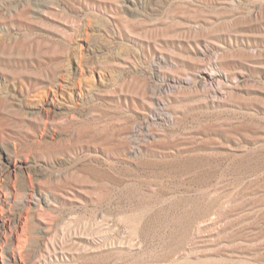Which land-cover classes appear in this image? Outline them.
<instances>
[{
	"label": "rangeland",
	"instance_id": "rangeland-1",
	"mask_svg": "<svg viewBox=\"0 0 264 264\" xmlns=\"http://www.w3.org/2000/svg\"><path fill=\"white\" fill-rule=\"evenodd\" d=\"M0 264H264V0H0Z\"/></svg>",
	"mask_w": 264,
	"mask_h": 264
}]
</instances>
